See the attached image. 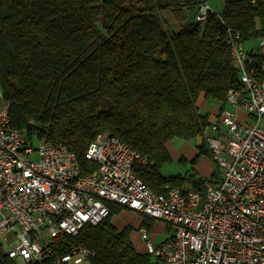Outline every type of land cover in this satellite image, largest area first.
<instances>
[{
	"label": "trees",
	"instance_id": "obj_1",
	"mask_svg": "<svg viewBox=\"0 0 264 264\" xmlns=\"http://www.w3.org/2000/svg\"><path fill=\"white\" fill-rule=\"evenodd\" d=\"M222 1L199 24L196 3L180 0H0V102L11 126L29 140L64 145L81 174L96 168L84 158L88 143L114 135L146 158L133 172L152 192L164 193L168 183L203 191L190 175L161 174L170 161L166 144L201 138L211 121L199 99L216 100L219 111L227 91L240 86L226 27L243 41L264 27V0ZM206 153L199 143L191 162ZM108 208L101 222L59 236L33 264H67L57 258L77 246L90 252V264H156L135 248L129 226H114L123 207ZM0 264H18L2 244Z\"/></svg>",
	"mask_w": 264,
	"mask_h": 264
},
{
	"label": "built area",
	"instance_id": "obj_2",
	"mask_svg": "<svg viewBox=\"0 0 264 264\" xmlns=\"http://www.w3.org/2000/svg\"><path fill=\"white\" fill-rule=\"evenodd\" d=\"M180 1L196 3L199 24L213 12L206 0ZM225 42L235 53L240 86L227 91L225 106L203 133L220 169L202 183L203 191L168 183L164 193L152 192L133 172L146 158L107 133L88 143L84 158L96 168L81 174L72 151L45 138L29 140L11 126L8 104L0 102V236L6 243L13 232L17 240L8 256L33 264L50 255L59 236L101 222L114 204L166 224L158 243L146 225L137 227L156 264H264V79L257 77L264 75V60L256 59L264 54V27L256 50H246V41L227 27ZM226 104L246 112V121L239 123ZM89 255L72 247L57 262L90 264Z\"/></svg>",
	"mask_w": 264,
	"mask_h": 264
},
{
	"label": "rangeland",
	"instance_id": "obj_3",
	"mask_svg": "<svg viewBox=\"0 0 264 264\" xmlns=\"http://www.w3.org/2000/svg\"><path fill=\"white\" fill-rule=\"evenodd\" d=\"M222 2V0H210L208 4L213 12L219 13L222 7ZM163 15L166 17L169 14L168 12H163ZM168 17L171 21H173L171 16ZM175 27H177L178 29L179 26ZM250 46H252L256 50L257 44L255 41H246L244 44L246 50ZM198 102L199 105H203L202 112L208 113L209 120L213 121L214 116L218 112L219 103L212 98H209L207 100L199 99ZM226 107L236 113L237 121L239 123H244L246 121V112L240 109H235L228 104H226ZM250 121H253V119L248 120V122ZM199 143H202L205 149V140L203 134L201 138L196 137L190 140L173 138L168 141L166 144V148L170 157V161L161 168V174L166 177L174 176L177 174L190 175L193 181H200L201 184L216 175H220V169L215 163L214 156L209 152L198 156L194 163L191 162V160H193L198 153ZM180 157L185 160L184 164L178 161ZM144 219V216H142L141 214L131 209L123 208L117 215L114 216L112 220L114 226L118 229H122L125 226H129L132 229L130 238L135 248L139 251L144 250V245L138 237L137 227L140 221L141 223L146 225L144 223ZM149 220L150 219H145V222H147L148 224L146 225V227H148L150 232V240L154 243H158L162 241L165 238V234L168 233L166 224L160 220ZM6 238L8 240V242H6L7 247L14 248V246L17 244V240L14 238L13 232H8L6 234ZM1 243L2 238L0 236V244ZM151 260H154L153 257H151ZM18 262L21 263L20 261Z\"/></svg>",
	"mask_w": 264,
	"mask_h": 264
},
{
	"label": "crops",
	"instance_id": "obj_4",
	"mask_svg": "<svg viewBox=\"0 0 264 264\" xmlns=\"http://www.w3.org/2000/svg\"><path fill=\"white\" fill-rule=\"evenodd\" d=\"M199 107H200V109H201V111H202V109H203V105L201 104V105H199ZM140 223H141V221H140ZM139 223V224H140ZM5 248H7V245H6V243L5 242H3L2 241V243H1ZM142 251V250H141Z\"/></svg>",
	"mask_w": 264,
	"mask_h": 264
},
{
	"label": "bare ground",
	"instance_id": "obj_5",
	"mask_svg": "<svg viewBox=\"0 0 264 264\" xmlns=\"http://www.w3.org/2000/svg\"><path fill=\"white\" fill-rule=\"evenodd\" d=\"M232 61L233 63L235 62V53H232ZM18 264H21V263L18 262Z\"/></svg>",
	"mask_w": 264,
	"mask_h": 264
}]
</instances>
